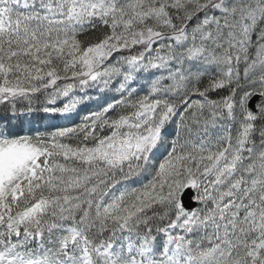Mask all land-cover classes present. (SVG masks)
Segmentation results:
<instances>
[{"label": "snow or ice", "instance_id": "6c2138e0", "mask_svg": "<svg viewBox=\"0 0 264 264\" xmlns=\"http://www.w3.org/2000/svg\"><path fill=\"white\" fill-rule=\"evenodd\" d=\"M0 264H264V0H0Z\"/></svg>", "mask_w": 264, "mask_h": 264}, {"label": "trees", "instance_id": "16d2710c", "mask_svg": "<svg viewBox=\"0 0 264 264\" xmlns=\"http://www.w3.org/2000/svg\"><path fill=\"white\" fill-rule=\"evenodd\" d=\"M39 122H40L41 124H43V123H44V121H43L42 119H40V120H39Z\"/></svg>", "mask_w": 264, "mask_h": 264}]
</instances>
